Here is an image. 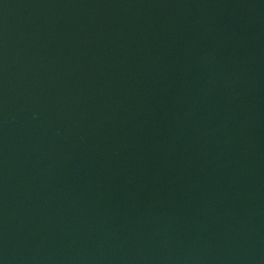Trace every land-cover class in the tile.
<instances>
[{"label":"water","instance_id":"obj_1","mask_svg":"<svg viewBox=\"0 0 264 264\" xmlns=\"http://www.w3.org/2000/svg\"><path fill=\"white\" fill-rule=\"evenodd\" d=\"M0 264H264V0H0Z\"/></svg>","mask_w":264,"mask_h":264}]
</instances>
